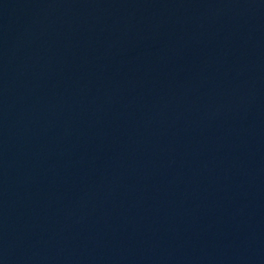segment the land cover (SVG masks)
Segmentation results:
<instances>
[{
  "label": "water",
  "instance_id": "1",
  "mask_svg": "<svg viewBox=\"0 0 264 264\" xmlns=\"http://www.w3.org/2000/svg\"><path fill=\"white\" fill-rule=\"evenodd\" d=\"M0 264H264V0H0Z\"/></svg>",
  "mask_w": 264,
  "mask_h": 264
}]
</instances>
